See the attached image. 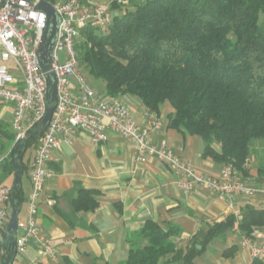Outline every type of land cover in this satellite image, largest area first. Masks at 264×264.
Returning <instances> with one entry per match:
<instances>
[{"label":"trees","instance_id":"obj_1","mask_svg":"<svg viewBox=\"0 0 264 264\" xmlns=\"http://www.w3.org/2000/svg\"><path fill=\"white\" fill-rule=\"evenodd\" d=\"M119 6L111 2L117 13L105 33L90 26L79 30L74 46L80 66L104 82L108 97L134 96L152 112L168 103L170 128L199 137L203 158L232 165L246 178L252 143L264 145V0H136L123 12ZM7 126L0 120V153L6 150L2 139L14 138ZM31 131L16 150L23 157L40 139H35L41 132L37 125ZM13 154L14 149L0 167L7 175L14 174ZM28 164L22 158L23 174ZM257 174L264 180V163ZM80 193L72 201L74 210L98 207L94 191ZM11 202L20 211L22 185L10 194ZM263 227L264 209H247L238 219L229 215L212 223L203 239L193 235L183 248L172 240L177 227L148 220L120 264H195L228 230L253 237ZM0 237L7 254L6 227ZM236 250L232 245L222 256Z\"/></svg>","mask_w":264,"mask_h":264},{"label":"crops","instance_id":"obj_2","mask_svg":"<svg viewBox=\"0 0 264 264\" xmlns=\"http://www.w3.org/2000/svg\"><path fill=\"white\" fill-rule=\"evenodd\" d=\"M102 87L94 90L105 93L104 82ZM120 99L136 122L143 125L145 114L150 110L134 96L124 95ZM10 110V107L1 110L0 120L6 122ZM154 113L161 121V128L152 134L153 143L165 141L176 156L190 163L198 173L218 176L222 165L202 157L203 141L168 126L172 115L170 106L162 104ZM258 145L257 142L251 145L246 180L260 187L264 180L258 176L257 168L264 163V149ZM33 153L26 159L27 163ZM48 168L52 176L38 201L37 220L41 235L56 248L61 264H120L127 258L130 246L139 243L137 235L148 220L161 227L167 223L177 227L178 234L172 240L184 248L193 235L203 239L212 223L223 221L229 215L238 219L247 209H264L261 193L250 198L235 196L230 203L218 200L201 187L184 193L166 165L155 159L137 163L133 143L112 133L106 142L94 145L87 134L76 131L68 142L52 152ZM25 177L27 186L21 180L25 202L18 213L19 221L26 218L31 189L26 172ZM81 190L95 192L98 201L95 210H74L72 201L81 195ZM47 200L53 204L48 205ZM8 212L10 215L11 208ZM242 239L238 230H228L221 238V245L208 244L199 263L253 264L247 249L240 245ZM1 241L0 237V258ZM232 245L237 246L236 252L222 260L223 251ZM36 260L37 253L31 245L25 253L15 256L13 264H36ZM40 264L50 263L42 260Z\"/></svg>","mask_w":264,"mask_h":264},{"label":"built area","instance_id":"obj_3","mask_svg":"<svg viewBox=\"0 0 264 264\" xmlns=\"http://www.w3.org/2000/svg\"><path fill=\"white\" fill-rule=\"evenodd\" d=\"M41 0H0V111L10 107L7 122L14 138L12 145L0 154L1 164L9 159L14 147L40 122L46 112V81L38 63L43 41L45 14L35 9ZM46 1V0H45ZM126 5L127 0H112ZM98 0H53L49 2L60 18L52 50L51 72L56 84V103L50 123L41 135L27 167L31 189L27 197V215L17 221L16 254L33 245L36 264L45 260L61 264L58 251L41 235L38 225V201L52 173L48 163L52 152L68 142L76 131L88 135L92 144L108 140L110 133L134 145V160L145 163L155 159L176 176L177 186L189 193L201 187L218 200L230 203L235 196L250 198L264 195V183L258 187L248 183L232 165H222L218 176L198 173L188 162L176 156L165 141L153 143L152 134L161 128V121L150 111L139 125L129 107L119 97H108L92 89L80 72L75 42L79 30L90 26L105 33L112 20L110 4ZM64 56L60 60L59 55ZM10 187L0 185V232L9 217ZM52 205V200H47ZM251 262L264 261V228L253 237H243Z\"/></svg>","mask_w":264,"mask_h":264},{"label":"water","instance_id":"obj_4","mask_svg":"<svg viewBox=\"0 0 264 264\" xmlns=\"http://www.w3.org/2000/svg\"><path fill=\"white\" fill-rule=\"evenodd\" d=\"M36 10L43 12L45 14V29L43 33V41L38 51V63L41 68V71L44 74L46 81V112L44 117L37 124L38 128L41 130L39 134L35 136V139H39L48 127L56 103V84L57 80L53 72H51V63H52V50L56 41L57 30L60 23V18L55 12L52 5L45 1L41 0L35 7ZM33 131H30L29 134H32ZM27 137V135H26ZM25 137V138H26ZM24 138V139H25ZM20 140L14 148V154L11 157V162L14 170L13 182L10 187V194H13L18 188H21V180L23 172L20 169L22 163V154L16 152L17 147L20 146L18 150H22L23 140ZM25 150H23L24 152ZM11 212L8 217L6 233L9 236L7 240V254L2 255V260L0 264H13L15 254H16V235H17V221L19 211L14 208V204H10ZM10 253L13 254V257L10 258Z\"/></svg>","mask_w":264,"mask_h":264},{"label":"rangeland","instance_id":"obj_5","mask_svg":"<svg viewBox=\"0 0 264 264\" xmlns=\"http://www.w3.org/2000/svg\"><path fill=\"white\" fill-rule=\"evenodd\" d=\"M112 0H101L102 3H106V4H109ZM136 0H131V1H127L126 5H121L119 6L120 8L118 9L120 12H123L125 9H129V8H133L134 7V2ZM100 2V3H101ZM112 13L115 14L117 13V11H114L112 10ZM122 14V13H121ZM59 58L60 60H63L64 59V56L62 54L59 55ZM80 72L81 74L85 77L87 83L89 84V86L92 88V89H97V90H100L102 89V85H103V82L99 79H95L93 76H91L87 71H85V69L83 67L80 68ZM164 105H168V103H164ZM9 121V114L6 115V122ZM7 131L9 134H13V132L11 131L9 125L6 127ZM3 146L5 147V149H8L12 143H13V140L9 139V140H6V139H2V142ZM259 147H261L262 149H264V145L263 144H260L258 143ZM34 151V147H30L24 157H23V161H26V159L32 154V152ZM1 154V153H0ZM12 182H13V175H7L6 173H3L0 169V185L1 184H5L7 186H10L12 185ZM22 183L23 185L27 186V182H26V177H25V173L23 174V177H22ZM24 205H23V209H24ZM9 211H10V208H9ZM239 239L237 238V241ZM214 243V244H213ZM212 244L213 245H221L222 244V240L220 238H216L215 240L212 241ZM226 248V246L224 247V249ZM222 260H225V257L222 258ZM201 261V260H200ZM195 264H200L199 263V258H197L196 260V263ZM202 264V263H201ZM213 264V263H212Z\"/></svg>","mask_w":264,"mask_h":264}]
</instances>
